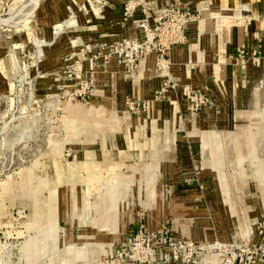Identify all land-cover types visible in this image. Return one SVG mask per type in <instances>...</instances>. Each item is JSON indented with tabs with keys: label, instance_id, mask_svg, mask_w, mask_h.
Segmentation results:
<instances>
[{
	"label": "rangeland",
	"instance_id": "1",
	"mask_svg": "<svg viewBox=\"0 0 264 264\" xmlns=\"http://www.w3.org/2000/svg\"><path fill=\"white\" fill-rule=\"evenodd\" d=\"M129 2L0 0V264H232L238 246L264 264V92L226 128L239 152L166 156L147 108L95 91L112 57L87 19Z\"/></svg>",
	"mask_w": 264,
	"mask_h": 264
},
{
	"label": "crops",
	"instance_id": "2",
	"mask_svg": "<svg viewBox=\"0 0 264 264\" xmlns=\"http://www.w3.org/2000/svg\"><path fill=\"white\" fill-rule=\"evenodd\" d=\"M150 2L149 21L152 24L169 0ZM183 2L194 10L196 7L200 17L188 24L185 41L170 49L168 78L181 86L188 85L193 90L203 92L207 98L204 107L198 113L190 111L191 104L185 98L182 87L169 92L166 98H154L167 77L158 70L155 54L143 59L132 74L116 57L105 64L101 63L95 91L115 105L126 98L146 102L147 119L154 127L156 137L164 140V154L167 156L171 151V155H180L189 151V154L200 155L203 163L218 140L240 151L241 135L226 128L234 116L237 118L242 113L243 108L257 106L259 96L264 92L260 88L264 79V0ZM122 13V6L108 8L104 17L97 15L89 20L82 15L76 19V25L84 27L87 21L90 22L88 27L97 33L92 36L98 44L109 45L122 39L141 38L144 34L142 24L147 22L146 15L140 9L129 18L122 17ZM238 51L246 53L245 63L239 62ZM73 106L74 114L70 120L77 118L78 121L84 113L94 111ZM78 110H83L81 115L76 113ZM143 123L145 125V121ZM161 123L162 128L156 129ZM184 124H187V131L182 130ZM179 126L181 129L178 130ZM172 128L177 130L173 133ZM254 136L247 130L246 138L252 139ZM178 138H183L182 142L176 141L175 144ZM251 153L257 154L254 143ZM169 159L167 162L172 161ZM205 168L216 169V166ZM168 199L172 203H182L188 202L189 196L176 193L174 198ZM184 234L200 236L199 230L191 225L184 230Z\"/></svg>",
	"mask_w": 264,
	"mask_h": 264
},
{
	"label": "built area",
	"instance_id": "3",
	"mask_svg": "<svg viewBox=\"0 0 264 264\" xmlns=\"http://www.w3.org/2000/svg\"><path fill=\"white\" fill-rule=\"evenodd\" d=\"M139 9L147 17V22L142 24L144 28L143 36L136 39H122L108 45L107 48L97 46L95 58L104 60L115 56L121 63H124L127 72L132 74L139 68L143 59L155 54L158 70L167 75L156 91L155 98H165L169 92L182 87L184 96L191 104V109L200 111L207 103L206 95L201 91L193 90L188 85L181 86L177 81L168 78L171 65L169 51L172 46L185 41L188 24L199 19L200 14H195V10L191 6H185L184 4L182 6L180 3L175 4L171 1L165 5L160 14L155 17L154 23L151 24L149 21L152 9L150 0H131L124 6V16L129 18ZM238 53L239 62L245 63L247 60L246 53L244 51H238ZM137 104L141 108H146V102H138ZM131 105L133 108L136 104L131 101ZM236 250L238 252H234L232 264H252L255 261L253 255L246 256L247 251L245 248L238 246Z\"/></svg>",
	"mask_w": 264,
	"mask_h": 264
}]
</instances>
